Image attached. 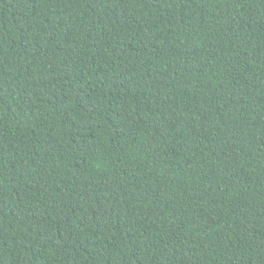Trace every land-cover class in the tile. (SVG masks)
I'll return each mask as SVG.
<instances>
[{
  "label": "trees",
  "instance_id": "1",
  "mask_svg": "<svg viewBox=\"0 0 264 264\" xmlns=\"http://www.w3.org/2000/svg\"><path fill=\"white\" fill-rule=\"evenodd\" d=\"M0 264H264V0H0Z\"/></svg>",
  "mask_w": 264,
  "mask_h": 264
}]
</instances>
